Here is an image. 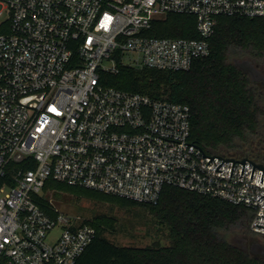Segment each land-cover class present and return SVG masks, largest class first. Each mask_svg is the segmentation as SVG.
Segmentation results:
<instances>
[{
	"label": "built area",
	"instance_id": "1",
	"mask_svg": "<svg viewBox=\"0 0 264 264\" xmlns=\"http://www.w3.org/2000/svg\"><path fill=\"white\" fill-rule=\"evenodd\" d=\"M0 7L8 14L0 31V264H76L96 238L88 220L40 204L49 179L145 203H156L167 185L210 195L248 208L249 230L264 237L263 170L255 166L251 179L248 160L221 164L214 155L263 163L193 142L187 104L102 81L121 65L187 70L210 54L220 16L264 19V0H0ZM169 13L193 15L200 37L149 34ZM184 142L214 157L208 163Z\"/></svg>",
	"mask_w": 264,
	"mask_h": 264
},
{
	"label": "trees",
	"instance_id": "2",
	"mask_svg": "<svg viewBox=\"0 0 264 264\" xmlns=\"http://www.w3.org/2000/svg\"><path fill=\"white\" fill-rule=\"evenodd\" d=\"M149 34L159 37H200L195 17L180 13H169L165 18L153 21ZM209 40L210 54L196 59L187 70L121 65L118 73H105L102 81L121 90L187 104L191 111L193 141L209 151L234 146L236 139L246 140L257 126V119L254 96L240 78L233 58L244 53L264 51V19L220 16L216 31ZM50 181L58 182L49 179L46 184ZM117 197L135 205L150 207L160 223L168 227V245H116L103 237L102 228L92 223L97 228L96 238L79 256L76 264L263 262L220 235L221 230L237 223H245L249 228L250 213L244 206L171 185L163 188L156 203Z\"/></svg>",
	"mask_w": 264,
	"mask_h": 264
},
{
	"label": "rangeland",
	"instance_id": "3",
	"mask_svg": "<svg viewBox=\"0 0 264 264\" xmlns=\"http://www.w3.org/2000/svg\"><path fill=\"white\" fill-rule=\"evenodd\" d=\"M1 10V7H0ZM8 14L0 15V31L5 28ZM236 139L235 145L222 147L216 151L230 153H248L243 142ZM40 204L50 212L60 211L82 219L103 229V237L116 245L128 247H155L168 245V227L160 223L153 210L144 205H135L114 195H107L84 189L80 186H69L61 182H48L38 198ZM221 236L232 244H239V239L246 235L254 236L264 242V237L252 233L245 223H237L221 230ZM259 264H264L263 262Z\"/></svg>",
	"mask_w": 264,
	"mask_h": 264
},
{
	"label": "flooded vegetation",
	"instance_id": "4",
	"mask_svg": "<svg viewBox=\"0 0 264 264\" xmlns=\"http://www.w3.org/2000/svg\"><path fill=\"white\" fill-rule=\"evenodd\" d=\"M233 64L253 94L256 106L257 126L250 132L252 136L248 141L242 144L248 152L244 155L264 164V51L234 57ZM238 243L236 246L251 256L264 260V242L261 239L246 235L245 239H239Z\"/></svg>",
	"mask_w": 264,
	"mask_h": 264
},
{
	"label": "water",
	"instance_id": "5",
	"mask_svg": "<svg viewBox=\"0 0 264 264\" xmlns=\"http://www.w3.org/2000/svg\"><path fill=\"white\" fill-rule=\"evenodd\" d=\"M165 138H166V137H165ZM168 139H170V138H168ZM171 140H174V139H171ZM175 141H178V140H175ZM178 142H182V141H178ZM193 142H194V141H193ZM193 142H192V143L184 142V143L191 144V145H193V146L198 147L199 149H201V147H199L198 145L194 144ZM201 151L203 152V156L211 157L210 160L208 161V163L212 160V158H213L214 156L224 159V160L221 162V164H222L224 161H234V163L237 162V161H239V162L244 163V165H245V160H248L249 162H251L252 164H254L251 179H252V177H253V173H254L255 166H257V167H259V168H261V169L263 170L262 179H261V181L263 182V178H264V166H263V164L256 165L254 161H252V160H250V159H248V158H243L242 160H235L234 158H227V159H225V158H223V157H221V156H217V155L210 156V155H206L202 149H201ZM20 159H22V157H21L20 155H17V156H16V160H20ZM208 163H207V164H208ZM234 163H233V168H234ZM221 164H220V165H221ZM220 165H219V166H220ZM244 165H243V169H242L241 176H242V174H243ZM219 166H218V167H219ZM218 167L216 168V170L222 172V170H221V169H218ZM233 168H232V172H233ZM232 172H231V176H232ZM263 196H264V195H262L261 197H263ZM261 197H260V198H261ZM260 198H259L258 200H260ZM262 216H264V215L262 214ZM257 226L264 227V225H260V224H257Z\"/></svg>",
	"mask_w": 264,
	"mask_h": 264
}]
</instances>
